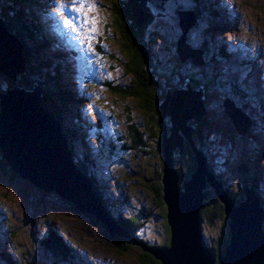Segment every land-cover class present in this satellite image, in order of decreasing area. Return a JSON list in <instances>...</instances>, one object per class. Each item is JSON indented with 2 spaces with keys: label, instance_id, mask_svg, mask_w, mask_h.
Wrapping results in <instances>:
<instances>
[{
  "label": "rangeland",
  "instance_id": "374dc122",
  "mask_svg": "<svg viewBox=\"0 0 264 264\" xmlns=\"http://www.w3.org/2000/svg\"><path fill=\"white\" fill-rule=\"evenodd\" d=\"M149 1L155 18L145 42L153 57L155 79L161 84L169 81L174 87L183 80L192 81L193 86L203 89L206 124L199 129L197 139L210 170L233 197L255 181L264 205V0H195L215 13L211 19L194 15V0ZM84 2L91 7L80 11L73 10L71 0H41L40 8L31 6L45 39L56 44L52 53L60 57L63 85L82 95L83 102L72 103L71 111L85 115L91 132L77 134L76 140L73 136L70 145L75 158L95 163L88 166V172L99 187L102 204L94 194L96 207L107 225L113 228L115 217H135L144 225L142 237L147 242L163 243L162 221L150 215L159 211L150 194V185L155 182L153 172L160 170L159 157L151 154L155 144L146 135V143L152 146L150 154L141 158L130 147L129 126L148 133L144 129L148 114L139 101L114 90L133 85L127 69V40L114 25L116 13L111 0ZM177 12L194 15L187 45L192 49L206 46L203 67H192L190 60L179 61ZM85 17L88 23L82 26ZM65 19L77 28L76 32L64 24ZM56 28L61 33L55 35ZM6 81L0 76V89L5 88ZM225 100L239 110L237 102L248 109L240 110L249 113L252 121L247 134L238 135L229 123L222 108ZM66 121L71 127L70 114L64 115ZM241 166L246 169L244 174L238 170ZM206 189L211 195L205 205H214L215 194L210 187ZM92 219L58 196L40 192L15 174L0 171V256L8 255L12 264H59L41 244L50 234L70 246L73 264H143L137 248L118 254L104 226ZM222 224L216 221L213 228ZM201 227L208 245L214 230L206 223ZM262 227L264 230V220Z\"/></svg>",
  "mask_w": 264,
  "mask_h": 264
},
{
  "label": "water",
  "instance_id": "95a60500",
  "mask_svg": "<svg viewBox=\"0 0 264 264\" xmlns=\"http://www.w3.org/2000/svg\"><path fill=\"white\" fill-rule=\"evenodd\" d=\"M191 16L193 13L177 12L180 35L176 48L180 63L190 60L193 67H203V52L187 45V34L194 26ZM181 48L186 50L180 51ZM25 73L21 45L0 18V76L12 83L11 88L0 92V160L6 165L3 172L15 174L40 192L58 196L78 213L96 219L111 237L123 236L107 225L96 207L89 182L73 165L59 124L47 108L40 88L33 82L29 90L18 86L17 80ZM191 88L188 81L182 88H168L158 106L160 119L167 121V125H162L160 147L170 241L168 248L152 250L151 254L160 264H216L199 218L200 208L210 201L211 191L206 189L210 187L228 219L229 242L217 264H264V207L257 200V183L252 181L255 193L246 185L242 200L235 204L224 185L209 172L203 153L192 140L195 127L206 113L204 92ZM222 107L237 134H247L252 126L250 119L240 115L228 100L223 101ZM185 142L194 153L195 169L181 190L173 157L175 151L180 155ZM238 170L241 174L246 172L243 166Z\"/></svg>",
  "mask_w": 264,
  "mask_h": 264
},
{
  "label": "trees",
  "instance_id": "16d2710c",
  "mask_svg": "<svg viewBox=\"0 0 264 264\" xmlns=\"http://www.w3.org/2000/svg\"><path fill=\"white\" fill-rule=\"evenodd\" d=\"M111 1L113 2L112 4L115 9L114 13L117 14V16L114 14V25L117 29L121 30V33L124 34V38L127 40V49L130 54V63L127 64V69L133 76V85L130 86V89L115 87L114 90L122 97L131 98L137 102L139 101L138 103H140V106L148 114L147 121L149 124L147 123L146 128H144L148 133H142L143 131H140L136 126H129L130 147L133 151L135 150L136 155L141 158L142 155L147 156L150 154L148 149L152 146L153 142L155 144L151 154L159 157L160 170L156 173L153 172L155 182L150 185V194L159 211L157 215L153 213L150 215L151 217H153L152 215L158 216L161 219V227L165 233V241L163 243L154 244L147 242V239L142 237L144 225L142 226V223H140L135 217H128L126 219L115 217V219H112L116 230L120 231L123 236L118 237L114 235L111 239L118 254L123 255L129 252V249L134 247L142 252L143 264H160L151 254V251L169 247L170 230L166 219L167 209L163 202V186L161 182L163 165L160 147L162 141V125H167V121L162 122L160 119L158 105L163 100L168 88L172 87L178 89L181 88V86L184 87L185 82L183 80L180 85L174 87L169 81L162 82V84H164L162 85L159 79H155L157 76L154 72L155 66L152 60L153 57L147 43L145 42L148 28L151 26L155 18L149 8L151 1ZM33 4L39 7V0H0V18L3 20L4 26L7 28L8 32L11 33L21 45L22 55L25 60L26 73L19 77L17 84L18 86L29 90L32 86L31 82H33L40 88L42 98L47 108L59 124L60 132L66 142L73 164L89 180L92 192L98 196L99 203L102 204L99 187L94 184L93 178L90 177L88 172V166L90 167L91 165V167H93L92 164L95 165V163L88 159L75 158L74 149L72 145H70L71 140H76L77 137L75 138V136L77 134L82 133V135H85L91 132V128L86 121L85 115H80L77 112L72 113L71 111L72 103L80 104L83 102L81 100L82 95L78 92L74 93V91L67 89L63 85L62 77L64 73L59 66L60 57L57 54L52 53V49L55 48L54 43L50 44L45 39V34L38 27L39 23L33 15L34 10L31 8ZM192 5L195 16L202 15L204 18L208 17V19H211L215 14L209 8L201 7L195 0ZM198 50L208 54L205 45H201ZM218 55L221 57V52ZM188 82L193 90L201 89L198 85L193 86L192 81ZM11 87L12 83L6 81L5 88L0 89V92ZM237 103L240 110L248 112V109H246L244 104H241L240 102ZM204 105L206 109L205 100ZM68 114H70V117L72 118L71 127L67 124V121L64 123V115ZM206 115L207 114L205 113L203 120L199 126L197 125L195 127L192 135L193 144L200 152H202V148L197 137L199 129L206 124ZM247 115H249V113ZM97 127H100V123H98ZM146 135L152 143H146ZM203 155L205 157L204 153ZM173 160L174 170L178 175V185L179 188L183 190L182 183L190 178V175L195 169L194 153L191 147L185 142L180 155L175 151ZM0 161V170L4 171L6 165L3 160ZM206 166L211 173L212 171L208 164ZM214 177L223 184L218 176L214 175ZM250 187L256 192V186L253 183ZM243 188L244 187H242L234 197L231 196L225 188L224 190L236 204L242 200L241 195ZM213 201L215 202L214 205L204 204L200 208L199 218L201 224L206 223L207 226H210L212 230H214V234H211L209 237L208 247L217 264L219 257L224 253L225 247L229 242V231L227 218L223 212V205L216 197H214ZM259 204L264 207L261 199H259ZM92 220L101 226V224L95 219ZM216 221L222 222V226L213 228ZM132 241L134 243H132ZM41 244L59 264H73L72 262H75L74 253L71 251L70 246L66 245L65 242L56 235H48L42 240ZM6 257L8 258V255L3 253V255L0 256V259H2L0 263L12 264Z\"/></svg>",
  "mask_w": 264,
  "mask_h": 264
},
{
  "label": "snow or ice",
  "instance_id": "6c2138e0",
  "mask_svg": "<svg viewBox=\"0 0 264 264\" xmlns=\"http://www.w3.org/2000/svg\"><path fill=\"white\" fill-rule=\"evenodd\" d=\"M71 2H72L73 10H74V11H80V10H82V9L90 8V7H91L90 5H87V4L84 2V0H71ZM76 5H79V7L77 8ZM87 23H88V20H87V18L85 17V19L81 22V24H82V26H83V25H86ZM64 24H65L66 26L71 27V30H72L73 32H76V31H77V28H76L75 26L71 25L67 19L64 20Z\"/></svg>",
  "mask_w": 264,
  "mask_h": 264
},
{
  "label": "bare ground",
  "instance_id": "6f19581e",
  "mask_svg": "<svg viewBox=\"0 0 264 264\" xmlns=\"http://www.w3.org/2000/svg\"><path fill=\"white\" fill-rule=\"evenodd\" d=\"M80 15H81V13H80ZM77 24V23H76ZM77 43V42H76ZM68 45V44H67ZM180 51H184V50H186V49H184V48H181V49H179ZM186 52V51H185ZM69 54V53H68ZM176 54L178 55V58H179V52H178V48H176ZM187 53H185L183 56H185ZM179 61H180V58H179ZM68 70V69H67ZM69 71V70H68ZM72 71V70H71ZM67 75V74H66ZM192 89V88H191ZM193 90V89H192ZM234 105V104H233ZM159 106V105H158ZM235 106V105H234ZM223 108V107H222ZM223 112H224V109H223ZM238 112L240 113V110L238 109ZM228 113H232L231 111H229L228 110ZM225 114V113H224ZM240 115H242V116H244V117H246L247 115L245 114V113H240ZM227 116V115H226ZM248 117V116H247ZM227 118H228V116H227ZM228 120H229V123L230 124H232V122H231V118L229 117L228 118ZM232 126L234 127V124H232ZM235 128V127H234ZM236 130V129H235ZM237 133V132H236ZM216 179V178H215Z\"/></svg>",
  "mask_w": 264,
  "mask_h": 264
}]
</instances>
